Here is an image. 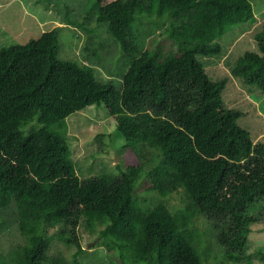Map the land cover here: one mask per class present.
Wrapping results in <instances>:
<instances>
[{
	"label": "trees",
	"instance_id": "obj_1",
	"mask_svg": "<svg viewBox=\"0 0 264 264\" xmlns=\"http://www.w3.org/2000/svg\"><path fill=\"white\" fill-rule=\"evenodd\" d=\"M96 1L98 20L124 52L120 85L59 58L57 26L0 49V210L14 203L24 236L5 264H81V224L97 231L113 264H207L193 231L197 213L212 221L230 259L250 260V210L259 205L264 216V141L236 124L241 111L220 95L226 78L212 80L197 54L218 53L215 40L229 26L254 21L252 2ZM142 16L167 23L145 47L134 31ZM165 39L177 51L164 53ZM255 40L257 51H245L232 73L264 89V22ZM91 104L114 118L124 168L82 179L67 138L51 127L65 130L66 117ZM145 175L146 191L159 198L153 206L135 192ZM178 190L186 201L172 210L165 199ZM50 228L75 245L71 260L49 252ZM255 253L264 262V245Z\"/></svg>",
	"mask_w": 264,
	"mask_h": 264
},
{
	"label": "rangeland",
	"instance_id": "obj_2",
	"mask_svg": "<svg viewBox=\"0 0 264 264\" xmlns=\"http://www.w3.org/2000/svg\"><path fill=\"white\" fill-rule=\"evenodd\" d=\"M255 20L233 24L215 41L221 45L216 54H197L205 72L212 80L225 77L226 83L220 95L226 108L241 111L236 124L249 132L254 141H264V89L245 83L241 76L232 73L237 59L247 50H256V33L264 22V0H250ZM96 0H0V49L10 45L26 43L38 37L44 30L56 27L59 34L57 56L72 60L81 66L92 68L93 77L100 82L112 81L120 85L125 70L124 52L117 40L107 31L105 21L97 18ZM152 16L154 13L152 12ZM78 20L83 27L70 23ZM151 17H140L135 24V33L143 47L153 38H159L167 25ZM146 43V44H145ZM164 53L177 51L170 40L160 42ZM37 120V117H35ZM37 122L25 126V130L37 127ZM51 131L64 136L70 146L71 157L82 179L101 173L119 174L124 168L122 157L123 136L115 127L114 118L104 104L85 106L66 117V128L51 127ZM145 151V150H144ZM150 151H146L149 157ZM149 166L148 164L146 165ZM147 176H141L135 192L137 197L150 206L159 198L146 191ZM186 198L182 190L171 193L165 202L172 210L180 209ZM261 207L252 208L257 216L250 223L246 252L251 259L234 261L225 253L226 246L220 241L212 221L197 213L193 231L197 233L199 246L207 264H264L255 250L264 245V216L258 214ZM79 241L84 251L79 254L81 264H113V252H108L98 237L97 231L84 224L79 227ZM50 228L51 255L71 260L75 245L54 235ZM24 242L18 228V216L14 203L0 210V264H5L7 253Z\"/></svg>",
	"mask_w": 264,
	"mask_h": 264
}]
</instances>
